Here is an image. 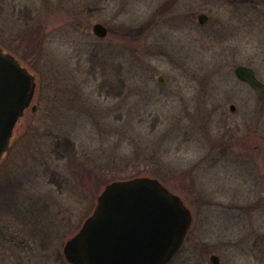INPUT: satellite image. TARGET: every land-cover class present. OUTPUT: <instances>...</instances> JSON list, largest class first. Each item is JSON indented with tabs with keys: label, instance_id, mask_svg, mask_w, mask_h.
<instances>
[{
	"label": "rangeland",
	"instance_id": "obj_1",
	"mask_svg": "<svg viewBox=\"0 0 264 264\" xmlns=\"http://www.w3.org/2000/svg\"><path fill=\"white\" fill-rule=\"evenodd\" d=\"M0 48L36 84L0 163V264H68L103 183L134 176L191 212L168 264H264V98L234 74L264 84V0H0Z\"/></svg>",
	"mask_w": 264,
	"mask_h": 264
},
{
	"label": "water",
	"instance_id": "obj_2",
	"mask_svg": "<svg viewBox=\"0 0 264 264\" xmlns=\"http://www.w3.org/2000/svg\"><path fill=\"white\" fill-rule=\"evenodd\" d=\"M197 19L204 23L206 15L200 13ZM92 32L104 37L107 29L95 23ZM234 74L264 98V84L250 67L239 65ZM158 81L163 83L164 77ZM35 86L33 73L0 48V162L26 109L35 110L31 106ZM192 220L182 199L156 178L113 180L102 187L91 213L66 239L62 253L69 264H167L183 244ZM209 259L218 264L217 256Z\"/></svg>",
	"mask_w": 264,
	"mask_h": 264
},
{
	"label": "flooded vegetation",
	"instance_id": "obj_3",
	"mask_svg": "<svg viewBox=\"0 0 264 264\" xmlns=\"http://www.w3.org/2000/svg\"><path fill=\"white\" fill-rule=\"evenodd\" d=\"M229 1H231V2H246V1H252V0H246V1H237V0H229ZM204 14V13H203ZM206 15V14H205ZM197 17H198V15H197ZM208 20V16L206 15V19H205V22ZM204 22V23H205ZM30 108V107H29Z\"/></svg>",
	"mask_w": 264,
	"mask_h": 264
},
{
	"label": "trees",
	"instance_id": "obj_4",
	"mask_svg": "<svg viewBox=\"0 0 264 264\" xmlns=\"http://www.w3.org/2000/svg\"><path fill=\"white\" fill-rule=\"evenodd\" d=\"M106 184V182L103 183V186ZM101 189V188H100Z\"/></svg>",
	"mask_w": 264,
	"mask_h": 264
}]
</instances>
